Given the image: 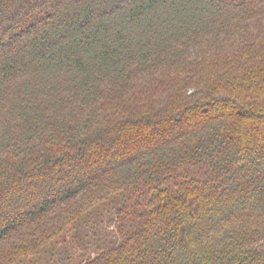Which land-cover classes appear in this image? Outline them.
Listing matches in <instances>:
<instances>
[{"label": "trees", "instance_id": "trees-1", "mask_svg": "<svg viewBox=\"0 0 264 264\" xmlns=\"http://www.w3.org/2000/svg\"><path fill=\"white\" fill-rule=\"evenodd\" d=\"M0 264H264V0H0Z\"/></svg>", "mask_w": 264, "mask_h": 264}]
</instances>
